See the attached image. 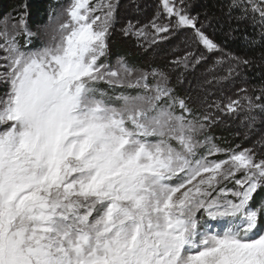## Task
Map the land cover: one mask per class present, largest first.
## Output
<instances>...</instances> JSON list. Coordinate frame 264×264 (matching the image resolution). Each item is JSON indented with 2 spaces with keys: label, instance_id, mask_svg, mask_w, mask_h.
<instances>
[{
  "label": "snow or ice",
  "instance_id": "snow-or-ice-1",
  "mask_svg": "<svg viewBox=\"0 0 264 264\" xmlns=\"http://www.w3.org/2000/svg\"><path fill=\"white\" fill-rule=\"evenodd\" d=\"M27 7L0 18V264H264V136L224 147L210 135L218 113L247 112L254 131L264 84L209 102L180 95L170 71L123 55L113 65L120 0H57L40 26L49 42L21 44L36 35ZM188 7L157 0L149 24L122 35L143 48L190 30L203 51L170 65L219 53L216 83L264 65V0H220L229 36L253 30L240 36L260 49L247 58L224 53Z\"/></svg>",
  "mask_w": 264,
  "mask_h": 264
},
{
  "label": "trees",
  "instance_id": "trees-1",
  "mask_svg": "<svg viewBox=\"0 0 264 264\" xmlns=\"http://www.w3.org/2000/svg\"><path fill=\"white\" fill-rule=\"evenodd\" d=\"M128 1L130 4L134 2L137 3L139 5V10L132 9L131 6L136 8L135 6L137 4L135 3L126 6L131 12L129 13L130 16H128L130 19L126 18L125 22L131 21L136 27H143L149 24L153 18L151 13L153 11H151V9L154 5H157V0ZM56 2L57 0H0V18H6L7 16L15 17L22 5L27 4L28 26L31 31H35L36 28L48 22L49 9ZM67 2L68 0H58V3L61 5ZM185 5L189 6L188 11L191 15L198 16L200 21L205 22L203 30L211 39L221 45L224 53L229 56L247 58L256 56L260 51L258 48L249 49L244 40L240 38L241 34L244 32H247L249 35L254 34L247 22L240 25V32L232 33L231 36L228 35L229 28L235 25V21H232L231 24L229 23L228 18L225 16L224 12L221 11L220 0H185ZM122 16L127 17V14L123 13ZM182 32L183 31L179 33ZM167 44L168 41L165 40L159 42L157 45H152L150 47L145 45V47L141 48L137 46L135 38L117 36L115 40L109 43L110 60L112 63L116 60L117 56L123 55L127 57L128 62L132 65L140 67L152 66L166 70L168 66L167 61H173L170 58L168 60L166 59V56L169 54ZM163 54L165 55L164 57ZM240 73L242 77L240 83L248 89L249 95H255L256 93L252 91L253 86H257L258 88L261 84H264V65L242 67ZM177 92L182 95L184 91L180 88L177 89ZM244 116L247 115L244 114ZM256 126L260 129H264V117L258 119ZM232 133L233 132L230 130L218 131L216 128H213V136L219 140V144L224 147H226V144H229V147L236 144L232 141Z\"/></svg>",
  "mask_w": 264,
  "mask_h": 264
},
{
  "label": "rangeland",
  "instance_id": "rangeland-1",
  "mask_svg": "<svg viewBox=\"0 0 264 264\" xmlns=\"http://www.w3.org/2000/svg\"><path fill=\"white\" fill-rule=\"evenodd\" d=\"M92 2L95 3V0H92ZM134 3L130 4L128 0H120L118 21L115 25V28L113 29L112 35L109 39V43L110 41L115 40L117 36L124 37V35H122L121 28L127 25L128 22L125 21L126 18L130 19L128 16H130L129 13L131 12L130 9L126 8V6H128L129 4L133 5ZM131 7L133 10H136L134 6ZM156 7L157 5H154V7L151 9V11L154 12H151L153 17L156 13ZM123 13H126L127 17L122 16ZM6 18L12 17L7 16ZM33 32H35L36 35L32 36L31 38L20 37L21 44H24L26 39H30V46L32 47L43 46L44 44L49 42L51 34L50 28L44 29L42 27H38ZM190 34V31H183L182 33H177L166 40L168 41V53L170 54H168L169 56H166L167 60L169 58L174 60L176 59V57L178 58V56L182 57L189 51H203V49L197 50L195 47L189 48L186 43V39L188 36H190ZM205 55V60H203L200 64L195 65V67L190 66L187 70L183 68L173 70L170 65V61H167V69H169L170 67L171 68L169 70H166L171 72L172 84L175 86L176 90L182 88V90L184 91L182 96L185 94L200 97L207 95L209 102L222 101L226 103L229 97L236 99L238 98L237 94H239V96H243L244 94L239 92L240 88H245L244 85L240 83L242 79L241 73L231 80H220V82L218 83L212 82L214 78L223 77L227 74L228 62L226 61L224 64L218 65L216 62L220 57L219 53H217L216 55L205 53ZM164 56L165 55L163 54V57ZM115 63L116 60L112 62L113 65H115ZM244 114L248 115L247 112L242 111L239 116L233 118L231 116H224L218 113L217 115L219 123L211 128L210 135L213 136V128H216L218 131L230 130L233 132L232 141L236 143L231 147H235L236 145H240L241 147H253L256 144V141L264 136V129H260L255 125V130L249 132L246 123L242 124V120H244L245 117ZM246 133H248L247 138L245 136ZM216 143L219 144V140L216 139ZM226 147H229V144H226Z\"/></svg>",
  "mask_w": 264,
  "mask_h": 264
}]
</instances>
